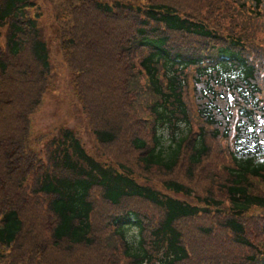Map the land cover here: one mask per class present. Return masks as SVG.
Masks as SVG:
<instances>
[{
	"label": "trees",
	"instance_id": "1",
	"mask_svg": "<svg viewBox=\"0 0 264 264\" xmlns=\"http://www.w3.org/2000/svg\"><path fill=\"white\" fill-rule=\"evenodd\" d=\"M67 3L51 44L0 0V264H191L189 223L236 249L204 264H264V0ZM55 46L94 152L33 136Z\"/></svg>",
	"mask_w": 264,
	"mask_h": 264
},
{
	"label": "rangeland",
	"instance_id": "2",
	"mask_svg": "<svg viewBox=\"0 0 264 264\" xmlns=\"http://www.w3.org/2000/svg\"><path fill=\"white\" fill-rule=\"evenodd\" d=\"M40 6L39 11L42 12L41 23L42 26L46 27V31H49L48 35L51 37V44H54V36L51 34L52 24L54 23V17L56 10L59 9L62 5H68V1L70 0H36ZM4 35L2 36V42L5 43V34L6 29L3 30ZM55 50L52 54V79H53V87L49 90L46 95L45 103L41 107V109L34 116V135H38V133H46L54 128L61 125H68L73 128H77L80 130L83 135L84 140L87 143L88 149L94 152L96 147V142L94 140L91 129L88 128L86 116L82 112V105L75 97L73 90L70 86V72L68 67L63 63L61 53L59 52V48L54 47ZM7 88L10 86V82H6L4 84ZM4 86V87H5ZM5 87V88H6ZM8 110V107L6 108ZM96 114H94V117ZM88 117V116H87ZM8 123V128L10 131L15 130L14 122H4ZM23 126V125H22ZM212 143V142H211ZM212 147H220V152L214 154L213 156L216 158L218 164L221 163L222 155L221 152L224 150L223 144L220 142H214ZM98 151V150H96ZM260 160H264V156L260 158ZM212 162H216L211 159ZM208 226V224H207ZM206 226V227H207ZM187 229V233L191 239L192 248V263L191 264H204L205 261H208L212 258V254L222 252L226 253V257L234 256L236 253L235 247L230 249L228 246H214L213 242L210 240V236H201V228L197 227V225L193 223H189ZM218 237V232L214 235V238ZM216 239V238H215ZM219 241L218 239L214 240ZM245 252L243 249L241 253ZM207 259V260H206ZM215 259V258H214ZM60 260V258H58Z\"/></svg>",
	"mask_w": 264,
	"mask_h": 264
}]
</instances>
